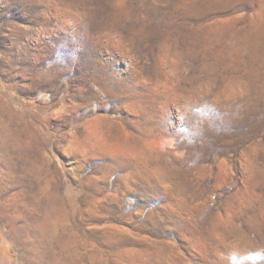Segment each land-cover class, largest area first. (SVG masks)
Instances as JSON below:
<instances>
[{
    "label": "rangeland",
    "instance_id": "obj_1",
    "mask_svg": "<svg viewBox=\"0 0 264 264\" xmlns=\"http://www.w3.org/2000/svg\"><path fill=\"white\" fill-rule=\"evenodd\" d=\"M0 264H264V0H0Z\"/></svg>",
    "mask_w": 264,
    "mask_h": 264
},
{
    "label": "bare ground",
    "instance_id": "obj_2",
    "mask_svg": "<svg viewBox=\"0 0 264 264\" xmlns=\"http://www.w3.org/2000/svg\"><path fill=\"white\" fill-rule=\"evenodd\" d=\"M33 172H34V171H33ZM41 172H42V171H41ZM48 175H49V174H48ZM46 182H47V181H46ZM48 184H49V183H48ZM46 187H48V186H46ZM44 188H45V187H44ZM54 189H55V188H53V190H54ZM43 191H44V190H43ZM45 192H47V191L45 190ZM51 194H52V193H51ZM16 195H17V194H16ZM44 195H45V194H44ZM51 196H53V195H51ZM43 197H44V196H43ZM45 198H46V197H45ZM45 198H44V199H45ZM41 199H42V198H41ZM56 200H57V199H56ZM56 200H55L54 198H52V199H51V202H52V203H56ZM42 202H43V201H42ZM47 202H48V201H47ZM40 203H41V202H40ZM44 203H45V202H44ZM48 203H49V202H48ZM41 204H42V203H41ZM50 206H51V205H50ZM39 207H43V206L40 205ZM59 207H60V206H59ZM37 208H38V207H37ZM41 209H42V208H41ZM57 210H58V209H57L56 204H55V206L52 208V212H53L54 214H56V213H57ZM41 211H42V210H41ZM40 213H41V212H40ZM46 213H47V212H46ZM58 214H59V213H57V215H58ZM39 215H40V214H39ZM57 215H56V216H57ZM29 216H30V215H29ZM53 216H54V215H53ZM56 216H55V217H56ZM47 217H48V215H47ZM55 217H54V218H55ZM42 219H43V218H42ZM45 220H46V219H45ZM46 221H47V220H46ZM42 222H43V221H42ZM50 222H51V221H50ZM46 226H47V225H46ZM48 226H49V225H48ZM27 227H28V226H27ZM32 227H33V226H32ZM46 228H47V227H46ZM38 229H39V228H38ZM24 230H25V229H24ZM44 230H45V229H44ZM32 231H33V230H32ZM27 232H28V231H27ZM48 232H49V231H48ZM15 233H16V232H15ZM39 233H40V232H39ZM28 234H29V233H28ZM31 236H32V234H31ZM31 236H30V237H31ZM27 237H28V236H27ZM40 237H41V236H40ZM49 237H50V236H49ZM25 238H26V237H25ZM31 238H32V237H31ZM45 238H46V237H45ZM26 240H27V238H26ZM32 240H33V239H32ZM29 241H30V240H29ZM30 242H32V241H30ZM30 242H29V244H30ZM23 244H24V243H23ZM23 244H22V245H23ZM34 244H35V243H34ZM26 245H27V244H26ZM40 245H41V244H40ZM30 247H31V246H30ZM28 248H29V247H28ZM31 249H32V247H31ZM29 251H30V250H29ZM33 251H34V250H33ZM38 253H39V252H38Z\"/></svg>",
    "mask_w": 264,
    "mask_h": 264
}]
</instances>
